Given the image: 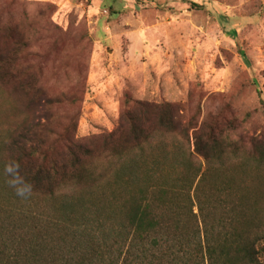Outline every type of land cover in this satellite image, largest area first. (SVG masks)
<instances>
[{
  "label": "trees",
  "instance_id": "16d2710c",
  "mask_svg": "<svg viewBox=\"0 0 264 264\" xmlns=\"http://www.w3.org/2000/svg\"><path fill=\"white\" fill-rule=\"evenodd\" d=\"M78 118L0 139V264H264V135L234 138L237 119L219 111L182 124L173 103L130 97L111 132L79 141Z\"/></svg>",
  "mask_w": 264,
  "mask_h": 264
},
{
  "label": "rangeland",
  "instance_id": "374dc122",
  "mask_svg": "<svg viewBox=\"0 0 264 264\" xmlns=\"http://www.w3.org/2000/svg\"><path fill=\"white\" fill-rule=\"evenodd\" d=\"M127 97L263 136L264 0H0V139L46 121L54 136L79 113L84 141L118 126Z\"/></svg>",
  "mask_w": 264,
  "mask_h": 264
},
{
  "label": "clouds",
  "instance_id": "9594fccd",
  "mask_svg": "<svg viewBox=\"0 0 264 264\" xmlns=\"http://www.w3.org/2000/svg\"><path fill=\"white\" fill-rule=\"evenodd\" d=\"M5 173L12 177L9 180L10 186L16 189V193L20 197H27L32 192V186L25 182L24 178L19 174L20 165L18 163L12 162L6 165Z\"/></svg>",
  "mask_w": 264,
  "mask_h": 264
}]
</instances>
